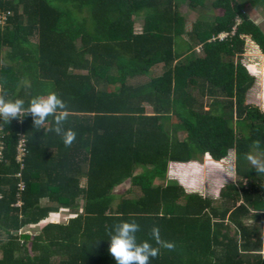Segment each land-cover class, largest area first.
Returning <instances> with one entry per match:
<instances>
[{"label": "trees", "instance_id": "1", "mask_svg": "<svg viewBox=\"0 0 264 264\" xmlns=\"http://www.w3.org/2000/svg\"><path fill=\"white\" fill-rule=\"evenodd\" d=\"M181 4L212 19L188 28ZM247 6L264 13V0H0V97L55 92L76 133L66 145L51 116L0 121V264H115L109 236L128 220L160 247L149 264H264V32ZM204 162L228 178L175 179Z\"/></svg>", "mask_w": 264, "mask_h": 264}, {"label": "clouds", "instance_id": "2", "mask_svg": "<svg viewBox=\"0 0 264 264\" xmlns=\"http://www.w3.org/2000/svg\"><path fill=\"white\" fill-rule=\"evenodd\" d=\"M27 114L32 116L36 128H41L40 126L45 124L48 117L51 116L54 127L45 129V131L62 134L63 142L66 145H70L74 141L76 133L71 129L65 130L63 127L69 115L66 103L55 92L32 97L27 107L21 98L6 100L0 97V121L8 124L11 119ZM139 229L140 225L135 220L121 221L114 226L109 236L108 252L115 264H149L151 259L158 256L160 247L153 246L148 240H138ZM151 236L157 245L168 249L174 247L173 243L161 239L160 230L156 226L152 228Z\"/></svg>", "mask_w": 264, "mask_h": 264}, {"label": "rangeland", "instance_id": "3", "mask_svg": "<svg viewBox=\"0 0 264 264\" xmlns=\"http://www.w3.org/2000/svg\"><path fill=\"white\" fill-rule=\"evenodd\" d=\"M178 12L186 19V22L188 24V28H190V25H192L193 23L197 22H201V20H206L210 21L212 19V13L208 11V9H191L188 7V5L186 4H181L178 7ZM246 12L248 14H250L252 16L253 12L251 10V8H249L248 6L246 7ZM255 15L258 14L259 16V26L262 29V31L264 32V13H254ZM254 15V16H255ZM253 16V17H254ZM140 21H137L135 23V30L139 31L140 30ZM195 52L197 54L199 53V48L195 49ZM156 72L159 73L161 72V68L157 67ZM262 157L256 153L253 155V157L250 159L251 160V164L258 167L261 164V159ZM204 161V160H203ZM175 169V168H174ZM175 172V179H177V181H181L183 186L186 188H191V189H197V188H205L204 185L208 184V183H215L220 181L219 179L225 180L228 178V175L224 174L223 172H221L218 167H214L210 164H207L204 162L203 164V168L202 170H199V168H196L195 165L193 167H186V166H182L177 168ZM232 178V177H231ZM162 179H158L157 182H161ZM198 184H201L202 186H199ZM128 185L127 184H123L120 187H118L117 189H115V193H123L126 189H127ZM217 189V188H216ZM216 192V190H214ZM63 215V214H62ZM67 215V214H64ZM63 215V216H64ZM61 220H63L62 218H60ZM37 230L36 228L34 229H30L27 228L26 231L31 232V231H35Z\"/></svg>", "mask_w": 264, "mask_h": 264}, {"label": "built area", "instance_id": "4", "mask_svg": "<svg viewBox=\"0 0 264 264\" xmlns=\"http://www.w3.org/2000/svg\"><path fill=\"white\" fill-rule=\"evenodd\" d=\"M6 20V14L3 12H0V24H3ZM227 36L226 33H221L218 35V39L222 40ZM2 142H0V160H2ZM27 154V147H26V139L22 134H19L18 136V141H17V145H16V162L20 165V169H22L23 167V159ZM19 177V175H17ZM18 189L22 190L23 189V183L20 182L18 183ZM16 206L20 205V202L18 201L16 204Z\"/></svg>", "mask_w": 264, "mask_h": 264}, {"label": "crops", "instance_id": "5", "mask_svg": "<svg viewBox=\"0 0 264 264\" xmlns=\"http://www.w3.org/2000/svg\"><path fill=\"white\" fill-rule=\"evenodd\" d=\"M249 7V6H248ZM249 8H251V7H249ZM251 10L252 11H254L253 12V14H252V16L250 15V14H248L249 15V17L253 20V21H255L258 25H259V23L260 22H258V21H260L259 20V16H258V14H254V13H260L259 11H257L256 9H253V8H251ZM255 15V16H254ZM254 16V17H253ZM234 179V178H233ZM45 202V201H44ZM64 214H67V215H63ZM67 217H68V213H67V211H61L58 215H56V216H54V217H51V220H55V221H65L66 219H67ZM60 218H64L63 220H61ZM262 227H263V229H262V236H263V238H264V212H263V222H262Z\"/></svg>", "mask_w": 264, "mask_h": 264}]
</instances>
